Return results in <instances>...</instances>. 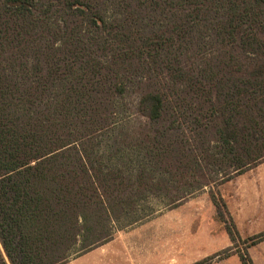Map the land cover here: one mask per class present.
I'll use <instances>...</instances> for the list:
<instances>
[{
  "label": "trees",
  "instance_id": "trees-1",
  "mask_svg": "<svg viewBox=\"0 0 264 264\" xmlns=\"http://www.w3.org/2000/svg\"><path fill=\"white\" fill-rule=\"evenodd\" d=\"M185 119L201 149L172 135ZM261 162L264 0H0V264H65L206 166Z\"/></svg>",
  "mask_w": 264,
  "mask_h": 264
},
{
  "label": "rangeland",
  "instance_id": "rangeland-1",
  "mask_svg": "<svg viewBox=\"0 0 264 264\" xmlns=\"http://www.w3.org/2000/svg\"><path fill=\"white\" fill-rule=\"evenodd\" d=\"M128 113L126 110L125 118ZM126 120L131 127L135 125L131 118ZM191 127L189 119H185L180 131H173L172 135L187 150L201 149L207 138L190 130ZM255 169L264 170V162L220 183V175L214 174L213 167L206 166L208 177L213 181L209 186L199 190L186 189L191 194L172 208L156 196L139 202L135 210L112 225L109 241L112 245L104 243L102 246L121 249L129 264H241L238 253H247L253 264H264V240L250 248L246 242V239L264 232V225H244L241 222L235 226L228 205L238 189L244 187L247 174ZM232 224L239 236L234 242L225 230ZM81 256L83 254L72 256L67 262Z\"/></svg>",
  "mask_w": 264,
  "mask_h": 264
},
{
  "label": "crops",
  "instance_id": "crops-1",
  "mask_svg": "<svg viewBox=\"0 0 264 264\" xmlns=\"http://www.w3.org/2000/svg\"><path fill=\"white\" fill-rule=\"evenodd\" d=\"M246 178L243 181L244 187H240L235 197L228 202L234 224L239 226L242 222L244 225H264V170H251ZM102 247L89 250L65 264H129L126 253L121 249L108 245Z\"/></svg>",
  "mask_w": 264,
  "mask_h": 264
}]
</instances>
